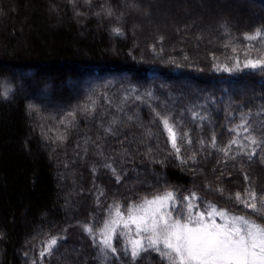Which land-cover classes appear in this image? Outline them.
<instances>
[{"label":"trees","instance_id":"16d2710c","mask_svg":"<svg viewBox=\"0 0 264 264\" xmlns=\"http://www.w3.org/2000/svg\"><path fill=\"white\" fill-rule=\"evenodd\" d=\"M239 1L226 28L264 21V0ZM147 2L0 0V264H104L82 226H102L115 204L171 190L246 213L226 197L259 193L264 145L241 135L246 148L219 149L243 119L264 133V69H218L206 31L168 35ZM156 112L188 133L179 157Z\"/></svg>","mask_w":264,"mask_h":264},{"label":"snow or ice","instance_id":"6c2138e0","mask_svg":"<svg viewBox=\"0 0 264 264\" xmlns=\"http://www.w3.org/2000/svg\"><path fill=\"white\" fill-rule=\"evenodd\" d=\"M113 31L120 34L119 28ZM244 38L248 41L264 40V32L256 30ZM243 66L264 69V57L247 59ZM155 115L161 131L179 157L180 145L191 143L188 133L170 114L156 112ZM229 130L234 133L233 138L227 148L219 149L225 155H229L233 145L247 147L241 143V135L250 145H264V133L258 139L248 119ZM211 146L216 147L215 137ZM257 155L255 148L247 153L249 160ZM106 167L111 168V165ZM248 179L245 175V180ZM217 191L223 195V189ZM226 199L242 205L246 213L233 214L211 203H205L201 210L197 203L201 198L195 192L183 196L169 190L151 199L145 197L140 203L129 205L124 212L119 204H115L109 210L108 218L101 221L102 226L94 228L86 224L82 227L104 257V264H108L110 257L119 258V252L129 256L133 264H144L152 254L163 264H264V193L258 194L249 185L243 194L236 192ZM201 203L204 202L201 200ZM57 243V237L46 242L47 251H41V258L51 255Z\"/></svg>","mask_w":264,"mask_h":264},{"label":"rangeland","instance_id":"374dc122","mask_svg":"<svg viewBox=\"0 0 264 264\" xmlns=\"http://www.w3.org/2000/svg\"><path fill=\"white\" fill-rule=\"evenodd\" d=\"M6 1L8 2L10 0ZM147 1V4H149V7L152 9L151 17L154 19L153 24L158 29H161L162 32L169 35L174 32V25L181 26L183 24H187L189 28H194L197 31L202 29L206 31L211 38V42L215 43L214 60L216 61L217 68L220 70L237 72L244 69H251L243 66L245 60L264 57V40L248 41L244 38L246 34H252L256 30L264 32V21H251L246 27L240 28L237 31H232L230 28H226L227 25L225 22L227 21L221 19L229 14H234V17H238L236 12H231V10L228 11L226 8V5L229 6L227 2L230 1L232 3L233 0ZM241 2V0L239 2H234L233 7L240 6ZM145 15L146 17L149 16L147 13ZM147 26L151 27V24L147 23ZM176 32H178V30H176ZM169 97H171L170 94L168 98ZM168 101L173 102V98H169ZM262 182L264 184V181ZM263 184L258 187V194L264 193ZM77 202L79 203L78 205H80L81 202L79 199H77ZM197 203L200 204V202ZM203 208L204 207L201 206V210H203ZM231 212L239 215L245 214L238 211ZM217 222H221L219 218H217ZM257 222L260 221L257 220ZM119 260L121 263L118 262L117 264H133L130 257L124 254L119 256ZM160 262L162 261H160L159 257L152 254L150 260H146L144 264H159Z\"/></svg>","mask_w":264,"mask_h":264}]
</instances>
